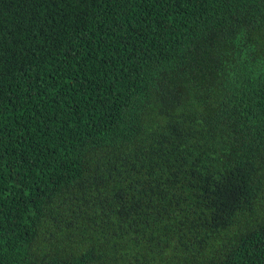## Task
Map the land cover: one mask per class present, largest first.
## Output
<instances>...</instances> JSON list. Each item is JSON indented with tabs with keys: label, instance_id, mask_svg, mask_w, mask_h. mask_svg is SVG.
<instances>
[{
	"label": "trees",
	"instance_id": "trees-1",
	"mask_svg": "<svg viewBox=\"0 0 264 264\" xmlns=\"http://www.w3.org/2000/svg\"><path fill=\"white\" fill-rule=\"evenodd\" d=\"M0 264H264V0H0Z\"/></svg>",
	"mask_w": 264,
	"mask_h": 264
}]
</instances>
